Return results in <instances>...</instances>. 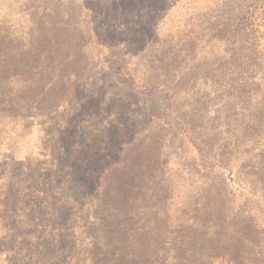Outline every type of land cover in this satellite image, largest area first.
I'll use <instances>...</instances> for the list:
<instances>
[{
  "label": "rangeland",
  "instance_id": "374dc122",
  "mask_svg": "<svg viewBox=\"0 0 264 264\" xmlns=\"http://www.w3.org/2000/svg\"><path fill=\"white\" fill-rule=\"evenodd\" d=\"M11 156L0 199L24 161L50 173L25 211L0 205V264H44L67 239L54 264H264V0H0Z\"/></svg>",
  "mask_w": 264,
  "mask_h": 264
},
{
  "label": "trees",
  "instance_id": "16d2710c",
  "mask_svg": "<svg viewBox=\"0 0 264 264\" xmlns=\"http://www.w3.org/2000/svg\"><path fill=\"white\" fill-rule=\"evenodd\" d=\"M65 156V155H64ZM68 160V161H67ZM17 160H15V157L14 156H11V157H7L6 159H0V163H6V164H11V165H14L15 162ZM24 164L26 163L25 167L26 169L25 170H20V173L19 175L16 177V178H13V179H6L5 181H8V183L5 185L6 189L8 190V192H3L1 194V199H0V205L3 207H7L8 205H10L13 209L16 208V206L19 204L20 207H18V212L20 211H25V209L23 210L22 207L24 206V204H26L27 202L22 200L25 196H29L28 194H30L31 192H34L32 190V186L34 187V190L36 191H40V193L44 194L46 190H48L44 183H43V178L41 176H45V174H48V173H42V174H38L37 172L35 173V170H37V166L34 164L32 165V163H29L27 160L23 162ZM57 165L55 166L54 170H66L67 173H69V176H70V184L72 187H74V189L77 192V197H81L82 198V206L86 207L85 211H89V212H93L95 214V218H96V214H97V204L95 202V200L93 199L94 197L91 195V191H90V185L87 184L86 180L79 176V171L76 170V166H75V161H72L71 160V157H63V155L61 156V158L57 159L56 161ZM69 165V167L67 166ZM21 168V167H19ZM69 168V169H68ZM39 175V176H38ZM30 180V182H32L33 184L32 185H22L21 182L24 183H27V181ZM52 188H49V190L51 191ZM59 193H61L60 189L57 188V190L53 191L52 189V196H55V195H58ZM69 194L71 195V193L69 192ZM79 195V196H78ZM63 196V199L61 200H64V194L62 195ZM52 200H56L57 198H51ZM53 203H55V201H52ZM65 205V204H64ZM63 208V211H61V213H64V215L67 216L68 219H72V222L71 221H68L67 222V227L71 229V231L73 232L74 230H80V232H84V231H87L90 233V226L92 224V222H88L87 221V224L85 225H82L84 223V219H79L78 218V215L76 213H73L72 209H70L71 211H66L64 207ZM28 210V209H27ZM54 210V207L52 206V211ZM84 212V214L86 213ZM5 213H8L5 212ZM4 213V214H5ZM10 213V212H9ZM27 214L30 218V212L27 211ZM87 216V214H85ZM7 216V215H6ZM81 217H83V215H81ZM80 217V218H81ZM88 218V217H87ZM71 235V233H70ZM74 236V235H73ZM69 238V237H68ZM68 241H70L73 246L71 247L72 248V251L70 253H62V252H59V253H53V250H46L44 252V255L40 257V259H42V261H44V264L45 262H49V263H53V257L57 258V260L55 261H60V259H66V262H71L70 258L73 256V254L75 253L74 252V248L78 245V240H70V239H67ZM52 246H50L51 248ZM56 248V246H55ZM33 252V251H32ZM35 253H33L32 255H34ZM41 254V252H40ZM39 254V255H40ZM52 254H54L52 256ZM57 254V255H56ZM87 258L90 259V260H94V256H95V251H93L92 248H90L89 251H87ZM30 255H28L27 257H29ZM49 258H52L49 259ZM24 258L21 257V261H23ZM18 262H20V259L17 260ZM60 264V263H58Z\"/></svg>",
  "mask_w": 264,
  "mask_h": 264
}]
</instances>
